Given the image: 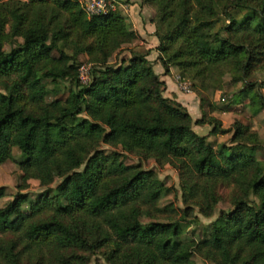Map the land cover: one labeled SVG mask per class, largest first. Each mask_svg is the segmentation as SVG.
Returning a JSON list of instances; mask_svg holds the SVG:
<instances>
[{"label": "trees", "instance_id": "16d2710c", "mask_svg": "<svg viewBox=\"0 0 264 264\" xmlns=\"http://www.w3.org/2000/svg\"><path fill=\"white\" fill-rule=\"evenodd\" d=\"M144 3L155 8L154 50L163 75L175 67L200 83L223 67L242 80L264 68V0ZM138 38L119 9L87 18L72 0H0V165L17 148L23 187L29 179L45 187L30 202V216L22 210L26 192L0 207V264H186L184 249L214 264H264L257 133L239 121L221 129L213 119L212 133H231L214 148L193 129L201 119L163 95L165 81L148 51L130 49L127 59L110 62ZM81 54L91 64L85 85L78 79ZM65 79L74 85L72 101L49 100L47 82ZM245 98L254 115L264 109L262 95L243 81L230 101ZM128 154L140 164L151 159L175 168L182 202L201 215H213L224 186L233 188L232 208L210 223L205 239L178 241L188 212L156 219L159 178L151 168L126 164ZM57 177L64 183L53 192Z\"/></svg>", "mask_w": 264, "mask_h": 264}, {"label": "rangeland", "instance_id": "374dc122", "mask_svg": "<svg viewBox=\"0 0 264 264\" xmlns=\"http://www.w3.org/2000/svg\"><path fill=\"white\" fill-rule=\"evenodd\" d=\"M118 5L125 3L128 9H132V13H136L139 19V23L142 26L149 24L151 19L155 14V8L144 3V0H116ZM229 1V0H228ZM135 3H139V6H134ZM132 6V8H131ZM136 7V8H135ZM120 13L128 21V14L120 9ZM246 10L241 11L237 14V17L241 16ZM152 17V18H151ZM152 22V21H151ZM131 24V23H130ZM154 30L155 24L152 22ZM154 33V32H153ZM139 35V34H138ZM152 35V34H151ZM141 37L133 41L130 44L124 45V48L119 51L117 55H113L110 59L111 63L118 62L120 59H127L129 57V50L133 49L138 52L148 51L147 59L151 62L153 69V64L159 63L157 61V52L153 53L154 48L145 49L143 45H140ZM64 52L67 55H71L72 49L69 45L64 47ZM52 56L55 58L59 57L58 52L53 51ZM77 62L81 66L82 64H87V57L83 54L77 57ZM160 64V63H159ZM175 69V75L179 74L178 69ZM157 70V69H155ZM217 74H213L209 79L202 82H192L191 89L189 92H185L177 86L178 90L183 95H193L197 99V113L198 118L201 119V124H194L193 129L198 134H204L205 132L206 139L212 146L215 148L221 142H228L231 133L220 134L212 133V127L214 125L213 116L217 111L231 112V114L226 115L223 122L216 119L220 122L221 129H227L232 126L234 121L241 122L244 126L249 128L251 131H254L258 135L257 149L254 152L255 158L263 161L264 160V109L261 110L258 114L254 115L252 113L249 100L247 98L243 99L241 103H233L230 101V96L235 94L241 87H243V81L250 84L252 83L254 89L262 95L264 101V68L261 66H256L248 75L243 76V80L240 79L238 74L234 72H228V69L223 67L220 70H217ZM169 75L170 79L173 80L175 75ZM175 82V81H174ZM47 86L51 89L49 94L50 99H57L61 101L62 104L66 101H72L71 90L74 85L70 79H65L58 81L56 83L47 82ZM195 95V96H194ZM196 104V103H195ZM199 107V109H198ZM200 111V112H199ZM212 112V116L210 113ZM196 115V114H195ZM211 121V122H210ZM207 125L206 128H204ZM227 128H225V127ZM211 136L208 140V136ZM102 149L105 153H111L112 149L107 146H102ZM20 158V152L17 148L13 149V159L7 160L0 165V189L4 190V196L0 198V207L7 205L12 196L18 192H26L28 194V202L22 206L23 212L30 216L29 205L30 202L35 201L38 198L39 193L43 191L45 187L40 186L39 181L36 179H29L25 187H23V173L19 167L18 160ZM123 160L126 164H139L144 168H151L156 173L159 178V185L161 187V197L158 201V208L161 210L157 212L158 220H166L168 218H180L183 215V210L188 212V215L185 217L186 220L184 223H187L186 228L182 235L177 239L180 242H193L197 243L205 239L209 233V225L214 219L223 211L229 210L233 206L231 200V195L233 188L230 186H224L219 188L218 195L219 199L216 204V209L213 215L205 217L198 212L197 207L189 208L187 207L181 199L180 191V179L178 171L173 168L171 165L164 163L162 165H156L153 160H148L143 163H139L138 159L131 154L125 155ZM83 166H81V169ZM64 178H55L52 184L50 185L53 192H59L64 183ZM171 205L174 208V211L168 213L169 208L167 206ZM144 221L153 220V217H144ZM181 255L186 259V264H214L212 261L204 259L202 256L192 251L191 249H184L181 251Z\"/></svg>", "mask_w": 264, "mask_h": 264}, {"label": "crops", "instance_id": "0c3cea01", "mask_svg": "<svg viewBox=\"0 0 264 264\" xmlns=\"http://www.w3.org/2000/svg\"><path fill=\"white\" fill-rule=\"evenodd\" d=\"M137 5L139 6V3H135L134 4V6H137ZM131 8H132V6H131ZM129 11H130V9H129ZM132 12L133 11L131 9V11H130V13L128 15V19H129L128 22L131 23L132 28L141 37L142 40L140 42V45H143L145 49L155 48L156 45L158 44V39L153 34L154 27H153L152 22L150 21L148 25L143 27L142 24L139 23V19H138V16L136 15V13L134 14ZM154 52H155V50H153V53ZM155 69H157V70H155ZM153 71H154V73L158 74L162 80L165 81L166 89L163 92V95L165 97L173 98V99L177 100L178 102H180L187 109V111L190 113V115H191L193 120L198 118L199 114L196 111V109H197L196 108L197 107V99H195V97H193V95H188V94L187 95H183L178 90V88L176 86V83L174 82V78H173V80H171L172 78L170 79V77H169V75H173L175 73V69L174 68H170L169 73L166 74V75H163L162 66L159 63H155V64H153ZM198 109H199V107H198ZM225 111L224 110L223 111H221V110L217 111L213 115V116H215L213 118L219 119V120H221V122H223V120L226 117V115L231 114V112H228V111L225 112ZM210 115L212 116V112L210 113ZM206 127H207V125L204 128H206ZM225 128H227V127H225ZM206 133L207 132H205L203 135H206ZM211 136L210 135L208 136V140H209V138Z\"/></svg>", "mask_w": 264, "mask_h": 264}, {"label": "built area", "instance_id": "2783aa9c", "mask_svg": "<svg viewBox=\"0 0 264 264\" xmlns=\"http://www.w3.org/2000/svg\"><path fill=\"white\" fill-rule=\"evenodd\" d=\"M78 4V6L83 10L87 18L92 16L105 14L110 10L120 9L126 14L129 13V9L125 3L118 5L116 0H72ZM90 68L91 64H82L78 67V79L82 85H85L90 80ZM177 86L185 92H189L191 89V83L182 77L180 74L175 75L174 78Z\"/></svg>", "mask_w": 264, "mask_h": 264}]
</instances>
